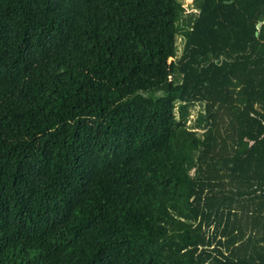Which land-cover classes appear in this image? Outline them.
Instances as JSON below:
<instances>
[{"label": "trees", "instance_id": "trees-1", "mask_svg": "<svg viewBox=\"0 0 264 264\" xmlns=\"http://www.w3.org/2000/svg\"><path fill=\"white\" fill-rule=\"evenodd\" d=\"M195 8L0 0V264H264V0Z\"/></svg>", "mask_w": 264, "mask_h": 264}, {"label": "rangeland", "instance_id": "rangeland-1", "mask_svg": "<svg viewBox=\"0 0 264 264\" xmlns=\"http://www.w3.org/2000/svg\"><path fill=\"white\" fill-rule=\"evenodd\" d=\"M187 10H196V0H181ZM184 43H185V37L181 34L177 35L176 37V44H177V54L180 55L182 50H183V47H184ZM200 109V105H195L192 110H191V115H190V118L191 120L190 121H194L195 118L197 117V114H198V110ZM177 113H178V110H177Z\"/></svg>", "mask_w": 264, "mask_h": 264}]
</instances>
